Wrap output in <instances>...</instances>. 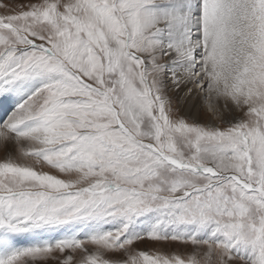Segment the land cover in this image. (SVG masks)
Masks as SVG:
<instances>
[{"label": "snow or ice", "instance_id": "obj_1", "mask_svg": "<svg viewBox=\"0 0 264 264\" xmlns=\"http://www.w3.org/2000/svg\"><path fill=\"white\" fill-rule=\"evenodd\" d=\"M0 264H264V0H0Z\"/></svg>", "mask_w": 264, "mask_h": 264}, {"label": "rangeland", "instance_id": "obj_2", "mask_svg": "<svg viewBox=\"0 0 264 264\" xmlns=\"http://www.w3.org/2000/svg\"><path fill=\"white\" fill-rule=\"evenodd\" d=\"M201 113L203 115L205 109L203 108V106H201ZM146 247H157V245H151V244H148V245H145ZM143 247V246H142ZM173 248L177 247L176 245H172Z\"/></svg>", "mask_w": 264, "mask_h": 264}, {"label": "bare ground", "instance_id": "obj_3", "mask_svg": "<svg viewBox=\"0 0 264 264\" xmlns=\"http://www.w3.org/2000/svg\"><path fill=\"white\" fill-rule=\"evenodd\" d=\"M201 106H203V102L201 101ZM202 108V107H201ZM204 108V107H203ZM185 112H187V106H185V109H184Z\"/></svg>", "mask_w": 264, "mask_h": 264}]
</instances>
